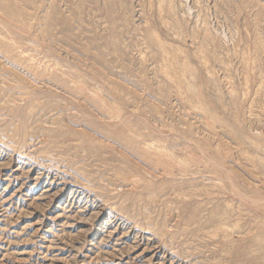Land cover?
<instances>
[{
  "label": "rangeland",
  "instance_id": "374dc122",
  "mask_svg": "<svg viewBox=\"0 0 264 264\" xmlns=\"http://www.w3.org/2000/svg\"><path fill=\"white\" fill-rule=\"evenodd\" d=\"M0 264H264V0H0Z\"/></svg>",
  "mask_w": 264,
  "mask_h": 264
},
{
  "label": "bare ground",
  "instance_id": "6f19581e",
  "mask_svg": "<svg viewBox=\"0 0 264 264\" xmlns=\"http://www.w3.org/2000/svg\"><path fill=\"white\" fill-rule=\"evenodd\" d=\"M162 151H164V149H163ZM49 176H50V175H49Z\"/></svg>",
  "mask_w": 264,
  "mask_h": 264
}]
</instances>
